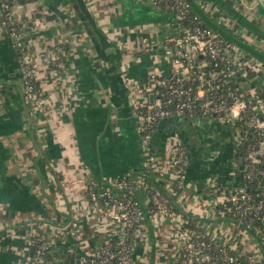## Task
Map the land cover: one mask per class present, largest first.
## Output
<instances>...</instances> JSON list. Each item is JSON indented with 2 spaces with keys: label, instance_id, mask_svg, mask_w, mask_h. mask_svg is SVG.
Returning a JSON list of instances; mask_svg holds the SVG:
<instances>
[{
  "label": "crops",
  "instance_id": "obj_1",
  "mask_svg": "<svg viewBox=\"0 0 264 264\" xmlns=\"http://www.w3.org/2000/svg\"><path fill=\"white\" fill-rule=\"evenodd\" d=\"M195 1L209 5L205 12L223 29L264 53V0ZM26 4L20 15L27 23L25 38L37 73L35 105L25 102L20 54L0 26V264H28L31 238L40 231L48 234L60 261L73 254L75 243L80 255H91L117 240L120 233L103 203L89 199L86 189L92 181L99 191L108 189L112 179L125 174L159 186L178 211L156 220L146 215L132 234L135 264H175L182 246L179 213L201 220L219 239L264 263V243L252 241L250 232L233 237L229 219L208 203L211 187L235 186L240 175L238 147L229 129L203 118L187 119L182 128L179 122H164L155 130L149 152L144 148L128 83L146 81L155 53L138 48L145 37L154 51H162L163 42L175 33L170 14L148 0ZM39 17L42 25L37 26L34 18ZM57 45L64 48L63 69L49 62ZM246 54V59L255 57ZM253 86L262 87L259 82ZM179 129L191 163L187 190L178 192L155 170L167 162L168 138ZM68 203L78 239L66 221Z\"/></svg>",
  "mask_w": 264,
  "mask_h": 264
},
{
  "label": "built area",
  "instance_id": "obj_2",
  "mask_svg": "<svg viewBox=\"0 0 264 264\" xmlns=\"http://www.w3.org/2000/svg\"><path fill=\"white\" fill-rule=\"evenodd\" d=\"M29 1L32 0H0V26L7 30L13 49L20 54L25 102L35 105L39 100L37 73L25 38L27 23L20 15ZM148 2L170 14L175 33L163 42L160 52L154 51L148 38H143L138 51L154 52L153 66L144 83L136 79L128 83L144 148L149 152L159 123L169 117L203 118L229 129L233 143L244 149L242 166L237 163L242 178L232 187H211L208 203L217 207L218 215L229 219L233 237L239 232H250L264 243V62L256 57L246 59V51L207 26L200 15L193 14L187 0ZM199 5L207 12L209 5ZM34 21L37 26L42 25L40 17ZM63 56L64 48L57 45L49 62L63 69ZM258 82L262 86L259 89L253 86ZM167 152V162L155 171L172 182L178 192L185 190L191 163L189 148L175 134L168 138ZM110 184V188L99 191L98 183L92 181L86 194L103 203L120 237L94 254L80 255L78 264H135L132 234L146 215L156 220L159 215L177 214L171 198L148 179L125 174ZM179 214L177 234L182 246L175 264H264L257 256L239 252L230 242L219 239L201 220L192 221L186 213ZM68 227L71 236L78 239L77 222ZM31 245L33 254L28 264H63L60 260H47L51 244L46 232L35 233Z\"/></svg>",
  "mask_w": 264,
  "mask_h": 264
},
{
  "label": "water",
  "instance_id": "obj_3",
  "mask_svg": "<svg viewBox=\"0 0 264 264\" xmlns=\"http://www.w3.org/2000/svg\"><path fill=\"white\" fill-rule=\"evenodd\" d=\"M191 6L192 9L198 14L200 15V17L203 19V21L212 29H214L216 32H218L223 38H225L227 41H231L234 42L235 44H237L238 46H240L244 51H247L248 53L252 54L253 56H255L256 58H258L259 60H261L262 62H264V53H262L261 51H258L256 49H254L252 46H250L249 44H247L246 42L240 40L239 38H237L236 36L230 34L227 30L223 29V27H221L213 18H211L202 8L201 6L195 1V0H187ZM262 58V59H261ZM151 100L153 99V96H150ZM187 121V119L185 118H181V117H169L166 118L164 120H162L159 125L161 126V124H163L164 122H176V123H180L181 128L183 127L184 123ZM158 125V126H159ZM181 129L176 130L175 133L172 134V136H174L175 134H178L179 136L182 137L181 133H180ZM242 175L240 174L236 179H237V183L236 185L241 181ZM33 252V250H32Z\"/></svg>",
  "mask_w": 264,
  "mask_h": 264
},
{
  "label": "trees",
  "instance_id": "obj_4",
  "mask_svg": "<svg viewBox=\"0 0 264 264\" xmlns=\"http://www.w3.org/2000/svg\"><path fill=\"white\" fill-rule=\"evenodd\" d=\"M191 12L194 14V13H196L193 9L191 10ZM206 24V23H205ZM207 25V24H206ZM208 26V25H207ZM262 59V58H261ZM262 60H264V59H262ZM243 156H244V149L243 148H239L238 149V153H237V155H236V160H237V162H238V164L239 165H241L242 166V164H243ZM54 169H52V171H53ZM55 171H53V173H54ZM56 173V172H55ZM61 182L60 181H58V186H59V188H60V190H61V192H62V194H63V196H65V194L63 193V188H62V185L60 184ZM217 187H222L221 185H219V184H217L216 185ZM88 198L89 199H91L92 200V198H91V196H90V194L88 193ZM66 200H67V198H66ZM68 201V200H67ZM68 205V209H69V215H68V217L66 218V221H70V224H72V222H73V220H74V218H73V213H72V210H70V208H71V203H68L67 204ZM173 208H174V210L175 211H177V208H176V206L175 205H173ZM178 212V211H177ZM186 215V217L187 218H189L190 220H192V221H195L196 220V218H192L191 216H189V215H187V214H185ZM191 228H194V226H190ZM207 236H212V234H209V235H207ZM113 247L115 246V243L112 245ZM73 254H67V256H68V258H63V260H62V262L61 263H63V264H72L71 263V261L72 260H77V258H79L80 257V254H79V251H78V244H74L73 245ZM70 255V256H69ZM47 260H59V258H58V255L56 254V253H53L51 250H49V252L47 253ZM73 264H76V262L75 263H73ZM218 264H224L222 261H219L218 262Z\"/></svg>",
  "mask_w": 264,
  "mask_h": 264
},
{
  "label": "rangeland",
  "instance_id": "obj_5",
  "mask_svg": "<svg viewBox=\"0 0 264 264\" xmlns=\"http://www.w3.org/2000/svg\"><path fill=\"white\" fill-rule=\"evenodd\" d=\"M187 124H188V126H190L189 124H191V122H190V121H188V122H187ZM184 142H185V141H184ZM236 165H237V164H236ZM251 240H252V241H254V240H255L254 236H252Z\"/></svg>",
  "mask_w": 264,
  "mask_h": 264
}]
</instances>
